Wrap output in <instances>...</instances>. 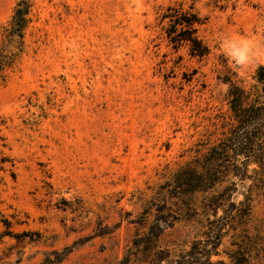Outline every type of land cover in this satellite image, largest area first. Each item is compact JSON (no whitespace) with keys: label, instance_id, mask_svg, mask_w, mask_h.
<instances>
[{"label":"rangeland","instance_id":"rangeland-1","mask_svg":"<svg viewBox=\"0 0 264 264\" xmlns=\"http://www.w3.org/2000/svg\"><path fill=\"white\" fill-rule=\"evenodd\" d=\"M20 1L0 0V48ZM24 1V36L0 73V264H178L222 194L218 216L250 202L239 230L264 242V167L168 192L227 131L229 81L255 83L264 0ZM170 5L199 12L207 56L170 43ZM227 229L216 264L237 248Z\"/></svg>","mask_w":264,"mask_h":264},{"label":"trees","instance_id":"trees-1","mask_svg":"<svg viewBox=\"0 0 264 264\" xmlns=\"http://www.w3.org/2000/svg\"><path fill=\"white\" fill-rule=\"evenodd\" d=\"M28 9L21 0L8 27L5 28L3 47L0 48V73L14 59L13 46H18L24 36L27 25ZM167 20V38L174 47L189 45L194 56L205 57L210 47L199 35L200 26L204 23L194 6L190 9L168 6L163 14ZM229 98L232 115L226 121L228 128L223 137L204 152L202 158L195 162L200 169L188 166L181 170L172 180L175 184L169 193L176 195L213 190L217 185L230 182L234 178L240 180L250 178V166L257 164L264 167V65L256 71L255 83L250 87L229 81ZM198 166V165H197ZM253 171L257 172L256 169ZM236 182L228 185L222 193H233L237 190ZM223 195V194H222ZM220 195L210 200L214 210V219H209V229L204 233L206 239L194 242L190 251L181 256L178 264H216L211 261L212 253L218 254V247L229 230L234 231L233 245L237 248L228 251L229 264H264V242L254 239L249 230H239L251 215L252 204L241 202L238 206L231 202V208L218 216V209L231 199ZM239 224V225H238ZM260 238V237H259ZM211 246V248H209Z\"/></svg>","mask_w":264,"mask_h":264},{"label":"clouds","instance_id":"clouds-1","mask_svg":"<svg viewBox=\"0 0 264 264\" xmlns=\"http://www.w3.org/2000/svg\"><path fill=\"white\" fill-rule=\"evenodd\" d=\"M247 48L233 47L230 55L235 59L237 63L243 64L247 61Z\"/></svg>","mask_w":264,"mask_h":264}]
</instances>
